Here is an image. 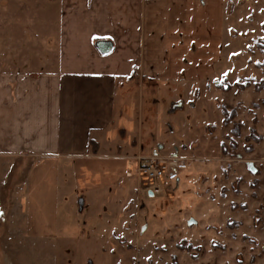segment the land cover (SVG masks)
Listing matches in <instances>:
<instances>
[{
  "label": "rangeland",
  "instance_id": "obj_1",
  "mask_svg": "<svg viewBox=\"0 0 264 264\" xmlns=\"http://www.w3.org/2000/svg\"><path fill=\"white\" fill-rule=\"evenodd\" d=\"M227 8L220 69L139 78L134 121L93 155L0 154V264H264V0ZM153 156L188 169L151 197L138 164Z\"/></svg>",
  "mask_w": 264,
  "mask_h": 264
},
{
  "label": "crops",
  "instance_id": "obj_2",
  "mask_svg": "<svg viewBox=\"0 0 264 264\" xmlns=\"http://www.w3.org/2000/svg\"><path fill=\"white\" fill-rule=\"evenodd\" d=\"M5 4L28 12L0 26V154L89 157L134 121L139 78L200 81L224 58L227 0Z\"/></svg>",
  "mask_w": 264,
  "mask_h": 264
},
{
  "label": "built area",
  "instance_id": "obj_3",
  "mask_svg": "<svg viewBox=\"0 0 264 264\" xmlns=\"http://www.w3.org/2000/svg\"><path fill=\"white\" fill-rule=\"evenodd\" d=\"M188 169V163L176 156L142 160L138 164V175L147 179L149 193L160 194L172 183L180 181L181 175Z\"/></svg>",
  "mask_w": 264,
  "mask_h": 264
},
{
  "label": "water",
  "instance_id": "obj_4",
  "mask_svg": "<svg viewBox=\"0 0 264 264\" xmlns=\"http://www.w3.org/2000/svg\"><path fill=\"white\" fill-rule=\"evenodd\" d=\"M179 106H182V104H180ZM253 172H255V170H253ZM149 194L151 197L153 196V193H149Z\"/></svg>",
  "mask_w": 264,
  "mask_h": 264
}]
</instances>
